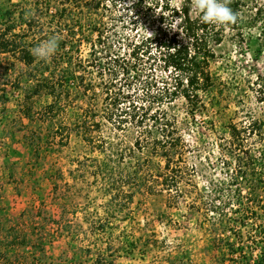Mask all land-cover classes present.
Returning <instances> with one entry per match:
<instances>
[{
	"label": "rangeland",
	"instance_id": "obj_1",
	"mask_svg": "<svg viewBox=\"0 0 264 264\" xmlns=\"http://www.w3.org/2000/svg\"><path fill=\"white\" fill-rule=\"evenodd\" d=\"M35 1L0 0L1 26H14V34L20 33L19 14L33 7ZM101 1L107 4L100 13L105 16L109 34L115 30L138 42L143 36H152L158 27L179 30L180 20L171 25L167 20L160 22L161 0H146L148 8L141 16L131 8L132 0ZM47 2L48 14L42 19L45 31L54 32L58 27L66 37L65 22L56 16L63 1ZM168 3L171 8L181 6L175 0L163 2ZM71 5L67 16L81 17L80 5ZM92 18L98 20L95 14ZM83 23L86 35L79 31L72 40L76 44L75 62L90 57L84 41L91 28ZM215 53L210 65L215 88L206 98V107L191 110L185 100L179 99L172 109L189 148L187 162L194 166L190 177L194 183H187V194L177 201L167 195H138L123 215L114 207H105L108 197L102 180L94 182L93 166L97 164L92 163H101L103 156L93 153L80 135L71 133L69 144L59 148L49 137L42 144L36 140L35 146L25 140L32 132L37 136L44 132L40 122H30L20 111L28 69L16 57L1 55L0 83L7 89V102H0V264H255L253 261L264 253V236L260 234L262 221L252 220L250 213L252 209L261 210L254 201H264V179H259L256 190L251 181L231 186L232 173L219 152L231 139V124L241 126L251 117L264 120V103L259 102L257 94V83L264 84V53L258 55L254 43L251 48L240 45L230 30ZM154 67L161 80L164 73L157 64ZM97 73L94 67L87 75ZM18 80L21 87L16 89ZM134 87L125 85L132 93ZM248 155L254 160V173L263 177L264 137L257 135L249 140ZM8 185L11 199L4 203L2 197L8 193L2 191ZM215 208L233 218L225 239L235 241L236 253L228 251L204 220L207 214L216 215ZM243 214L249 217L244 222L245 235L236 239L234 234L241 228L238 218Z\"/></svg>",
	"mask_w": 264,
	"mask_h": 264
},
{
	"label": "trees",
	"instance_id": "obj_2",
	"mask_svg": "<svg viewBox=\"0 0 264 264\" xmlns=\"http://www.w3.org/2000/svg\"><path fill=\"white\" fill-rule=\"evenodd\" d=\"M62 1L56 16L65 22L66 37L58 27L54 32L45 31L42 19L48 14L47 0H36L29 10L22 9L20 33L14 34V26L3 28L0 24V56L12 55L28 69L20 111L30 122H40L44 131L40 136L32 132L25 140L35 146L36 140L42 144L49 137L59 148L69 144L71 133L80 135L93 153L103 156L101 163L92 160L97 164L93 166L94 182L102 180L108 197L105 207H114L119 214L130 210L138 195H167L177 201L187 194V183L193 182L190 177L194 166L187 162L189 148L180 134L178 116L172 112L174 104L183 99L191 110L206 107V98L215 88L210 65L216 59L215 47L223 43L227 30L235 34L240 45L251 48L254 43L258 55L264 53V0H232L230 7L239 13V19L226 25L207 24L197 15L193 17L191 0H183L179 8H171L161 0L160 22L167 20L171 25L180 20L179 30L158 27L152 36H143L138 42L115 30L109 34L105 16L100 13L107 4L101 0ZM132 1L131 8L141 16L148 8L146 0ZM71 2L80 5L81 17L67 16ZM166 11H170L168 16ZM94 14L99 21L92 18ZM83 22L91 28L84 41L90 48V57L75 62L76 44L72 40L79 31L86 35ZM52 37L59 42L55 54L48 61L35 58L31 50ZM155 64L164 73L161 80L155 73ZM94 67L97 75L88 76L89 68ZM132 84L133 93L125 88ZM257 85L258 100L264 103V84ZM14 87L19 89L21 82L18 80ZM6 92L0 83V102H7ZM229 129L231 139L221 146L219 154L232 173L230 185L240 187L251 181L256 190L264 171L260 174L263 177L254 173V160L246 156V151L252 137H264V120L251 117L249 122L241 126L233 123ZM253 193L256 196L257 191ZM255 203L261 210L252 209L250 218L262 221L260 234L264 236V201L257 199ZM215 211V216L207 214L204 220L228 251L236 253L235 241L225 239L233 218L216 208ZM238 219L241 228L234 235L243 239L244 222L249 217L243 214ZM261 263L264 264V253Z\"/></svg>",
	"mask_w": 264,
	"mask_h": 264
},
{
	"label": "clouds",
	"instance_id": "obj_3",
	"mask_svg": "<svg viewBox=\"0 0 264 264\" xmlns=\"http://www.w3.org/2000/svg\"><path fill=\"white\" fill-rule=\"evenodd\" d=\"M175 3L182 4L183 0H175ZM231 3L232 0H191L190 11L196 13L203 23L235 24L239 19V13L230 7ZM58 43V39L52 37L33 48L32 55L38 60L48 61L55 54Z\"/></svg>",
	"mask_w": 264,
	"mask_h": 264
},
{
	"label": "crops",
	"instance_id": "obj_4",
	"mask_svg": "<svg viewBox=\"0 0 264 264\" xmlns=\"http://www.w3.org/2000/svg\"><path fill=\"white\" fill-rule=\"evenodd\" d=\"M5 191L8 194H5L2 197V199L4 200V203L9 202V199H11V195L9 194V192H11V186L10 185L6 186L2 192L5 193ZM131 253H135V252L134 251L133 252L131 251Z\"/></svg>",
	"mask_w": 264,
	"mask_h": 264
},
{
	"label": "built area",
	"instance_id": "obj_5",
	"mask_svg": "<svg viewBox=\"0 0 264 264\" xmlns=\"http://www.w3.org/2000/svg\"><path fill=\"white\" fill-rule=\"evenodd\" d=\"M260 256V258L259 259H257L256 261H253V262H256L255 264H262L261 263V260H262V255L261 254H259Z\"/></svg>",
	"mask_w": 264,
	"mask_h": 264
}]
</instances>
